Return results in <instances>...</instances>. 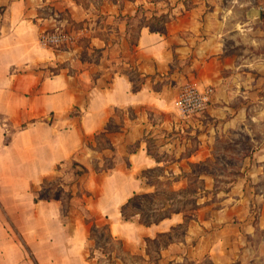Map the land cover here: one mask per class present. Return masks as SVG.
I'll list each match as a JSON object with an SVG mask.
<instances>
[{
  "label": "crops",
  "instance_id": "obj_1",
  "mask_svg": "<svg viewBox=\"0 0 264 264\" xmlns=\"http://www.w3.org/2000/svg\"><path fill=\"white\" fill-rule=\"evenodd\" d=\"M140 5L165 14L166 33L142 25L131 46ZM253 10H260L261 17L253 16ZM263 14L264 0H0V206L6 219L29 220L46 211L60 222V198L35 200L40 195L32 189H44V179L75 161L87 172L79 177L80 191H73L67 212L82 208L107 219L119 213L121 220L108 223L111 235L128 252L144 253L145 240L166 236L185 218L179 212L151 226L125 221L120 210L132 197L131 182L144 185L136 174L159 168L187 185L183 174L199 173L200 188L206 190L202 207L182 238L160 248L155 263L149 262L152 250L146 246V264H201L206 259L246 264L249 250L242 238L264 231V195L254 193L256 175L264 172ZM70 25L83 28L85 45L60 51L39 44L41 33ZM119 67L137 68L146 77L139 91H132ZM189 83L200 91L214 89L208 110L192 120L183 118L176 103L179 90ZM155 84L162 87L154 89ZM137 108L149 112L126 116L107 135L115 148L114 169L96 173L95 153L86 149V139L104 132L116 110ZM151 112L164 118L153 121ZM145 125L159 148V161L144 143ZM242 135L246 148L234 154L242 160L228 169L242 176L230 183L225 206L213 211L205 205L218 183L211 162L224 156L218 143ZM136 142V151L126 153ZM108 153L99 154L106 160ZM124 157L129 165L124 166ZM85 191L99 195L89 201ZM23 206L33 214L22 213ZM255 208L260 211L256 228ZM77 222L71 233L62 224V233L52 237L63 244L65 260L46 264H89L82 231L87 225ZM0 248L4 264H20L26 260L22 248L31 250L7 230L6 235L0 231Z\"/></svg>",
  "mask_w": 264,
  "mask_h": 264
},
{
  "label": "rangeland",
  "instance_id": "obj_2",
  "mask_svg": "<svg viewBox=\"0 0 264 264\" xmlns=\"http://www.w3.org/2000/svg\"><path fill=\"white\" fill-rule=\"evenodd\" d=\"M123 1V0H121ZM135 1V0H129ZM158 2L161 0H149V2ZM145 6V5H144ZM139 6L138 12L135 15V19L138 21L132 28L129 40L131 46L133 43L135 44L139 29L144 24H150L154 27L165 28L166 30V18H163V22L158 21L161 16H165V14L156 15L155 12H152L150 9L146 10V6ZM149 8V7H148ZM261 20L260 28L264 32V17ZM83 28H80L76 25H70L60 28H55L53 30L45 31L41 34H62L67 35L68 40L62 42L51 49L54 50H68L69 48H74L76 46L85 45L88 38L85 36L86 33L82 31ZM113 33V31L109 32ZM121 67L118 68L120 70ZM122 73L134 80V84L136 86H142L146 81V77H143L141 73L138 71L137 68L133 67H123L120 70ZM143 83V84H142ZM192 84H185L179 90V94L185 86ZM133 87V84H132ZM162 87V84H155V88ZM83 89V88H80ZM179 96V95H178ZM144 112L146 116V108H137L133 109L132 111L123 112L121 110H116L114 114V118L110 120V127L112 129H118L123 119L126 118L128 115H135L138 112ZM77 112L73 111L71 114L76 115ZM152 120L159 121L161 118H164L163 115L151 112ZM197 117L188 118L189 120L195 119ZM51 119V118H50ZM25 126L23 124L21 127ZM105 130V129H104ZM11 133V132H10ZM112 133L108 132V136ZM164 135V134H161ZM108 136L105 137L100 133L90 139H86V149L90 151H94L95 158L93 159L92 167L96 170V173H103L100 171L99 168L103 169L114 164V155L111 149H107L106 145H108L107 140ZM144 143L154 156L160 157L159 148L155 142L154 136L152 133L149 132L146 135V125L144 128ZM107 138V140H106ZM246 139L242 135V137H238L234 141H221L218 143L217 149L221 154L224 156H217L214 161L211 162V169L214 170L215 175L217 176L215 180L216 186L209 194L210 197L209 203L207 205H212V210H218L220 207H224L225 203L224 200L226 199V194H228L231 190L230 183L236 181L240 176L241 173L235 172H228V169L233 167L236 168L238 164H240L242 158L238 157L237 154L241 148H246ZM139 142H136L133 145H130L126 148V153H129L131 150L138 148ZM240 143V144H238ZM239 145V146H237ZM107 150L109 155L107 156L106 160H103L101 154L103 151ZM112 152V153H111ZM229 154L228 157L225 155ZM113 158H112V157ZM109 158V159H108ZM127 161V157H124V166L125 162ZM128 162V161H127ZM126 162V164H127ZM99 163V165H98ZM82 170V166L75 162L71 161L63 166L59 167L58 172H56L53 176L49 177L47 181L43 183L44 189L42 187L33 188L32 191L36 195H47L52 194L58 198H60L61 203V221L52 219L49 215V212L41 211L38 215H31V219L29 220H19L17 222H11L7 220L6 217L3 215V210L0 206V231L6 235V230L9 232L12 239L16 240L19 244L20 241H26L28 245L31 247L29 248V252L22 248L24 253L25 259L20 262V264H46L50 263V261H63L65 260V254L63 252L62 243L54 240L53 236H57L58 233H62V224L65 225V230L67 233H71L75 227V224L81 222H85L87 227L83 228L82 231L86 233L87 241L84 244V248L86 253L84 257L89 264H146V256L143 257L145 254L146 246L150 247L152 250L151 258L149 262L155 263L154 260L157 258V254L160 253V248L164 247L169 241H172L173 238H182L183 234L186 230V227L190 223L191 220H194L198 209L202 206L199 205L200 198L206 196L202 190H197L195 192V187L201 186V181L195 178L185 177L187 174H183V180L187 181V185L181 184L179 176H173L172 174H166L163 170H156L153 172H146L147 170H142L136 174L138 178L144 183L141 185L139 183L131 182L128 194L132 195L131 191L142 195L141 199L137 200L140 205L146 206L147 208H157L161 209L159 213H155L154 216H159L163 214H175V211H180L184 218L185 223L182 224L178 228H174L171 233L167 234L163 237H158L156 242H152L151 240H145L142 243V249L144 248V253H140L138 251H134L130 253L124 247V242L121 240H109L105 237V234L100 231L106 224L116 223V221L121 220L120 214L118 213L117 217L112 215L111 219H107L105 216L95 213H88L85 209L79 208L77 213H71L68 211V198L69 193L73 196V191L78 192L80 191L77 188L79 177L77 175V171ZM203 170V167H197L196 171L200 172ZM227 171V172H226ZM257 183L254 185V193L255 194H263L264 195V172L259 173L256 175ZM129 181L130 180H126ZM146 184L148 186H146ZM46 185V186H45ZM131 189V190H130ZM198 189V188H197ZM79 195H81L79 193ZM84 195L88 197L89 201L96 200L99 193L93 192L88 193L84 192ZM196 202L198 204H196ZM80 203V201H78ZM33 209H26L23 206L22 213H32ZM259 209H254V227L256 228L257 218L259 216ZM211 213V212H210ZM64 214V215H63ZM26 214L22 215V218ZM123 218V217H122ZM139 217H135L134 220H139ZM133 220V221H134ZM93 226H96L99 229L97 232H92ZM104 236V237H103ZM244 240L245 246L249 251L247 255H245L244 262L246 264H264V231H256L249 236L243 237L242 242ZM5 252L0 248V264H4L5 260ZM154 258V259H153ZM18 260V259H17ZM14 259L15 262H17ZM150 263V264H151ZM17 264V263H15ZM189 264V263H185ZM201 264H211L208 259L203 260Z\"/></svg>",
  "mask_w": 264,
  "mask_h": 264
},
{
  "label": "trees",
  "instance_id": "obj_3",
  "mask_svg": "<svg viewBox=\"0 0 264 264\" xmlns=\"http://www.w3.org/2000/svg\"><path fill=\"white\" fill-rule=\"evenodd\" d=\"M264 17V14L262 15V18ZM163 18H165V16H161V18L158 19V21L160 22H163ZM146 27H149V29L151 31H156V32H159V33H162V34H165L166 33V30L165 28H158V27H154L150 24H144ZM131 83L133 84V87H132V91L134 92H137L141 89V85L140 86H136L134 84V80L129 78ZM143 84V83H142ZM111 122H109L105 128V131L100 133L101 135H104L105 134V137H107V134L108 132L109 133H114L116 132L118 129H112L110 127V124ZM107 140V138H106ZM108 142V140H107ZM139 144V143H137ZM106 148L107 149H111L112 151L115 150V148L108 144L106 145ZM136 150H131L129 153H133L135 152ZM148 153L154 157L157 161L160 160V158H158L157 156H154L152 153H150L149 149H148ZM129 165V163L127 164ZM114 164L111 163V165H109L108 167L106 168H103L101 169V171H105V172H108L109 170H112L114 169ZM156 170H160L159 168H154V169H150V170H147L144 172V174H146V172H153V171H156ZM204 171V170H203ZM87 172V169H85L84 167H82V170L80 171H77V175L78 176H82L83 174H85ZM201 172V171H200ZM185 177H190V178H195V179H198L199 180V177H200V174L199 173H190V174H187ZM47 181V179H44V183ZM198 188V189H197ZM195 192L197 190H202L203 192H205L206 190L200 188V187H195ZM142 195H139L137 193H134V195L129 198V200L127 201L126 204H124L122 207H121V215L123 217V219L125 221H133L135 217H139L140 219L138 220V222L142 225H145V226H151L153 224H158L159 222H161L163 219H166V218H169L171 216V213L170 214H163V215H159V216H154L155 213H159L161 209H157V208H154V207H151V208H147L146 210V206H143V205H140L139 202H137V200L141 199ZM42 199H45V200H51V199H58V197L56 196H53L52 194H47V195H40V197H35V200H42ZM72 199V196H71V193H69V198H68V205L70 206V200ZM197 204V202H196ZM180 211H175V213H179ZM156 215V214H155ZM99 229L96 228V226H93L92 228V232H97ZM100 231L102 233L105 234V237L108 238L109 240H112L114 241V237L111 235L110 231H109V226L108 224H106L102 229H100ZM104 237V236H103ZM159 237H162L161 235ZM153 243L155 241H152Z\"/></svg>",
  "mask_w": 264,
  "mask_h": 264
},
{
  "label": "built area",
  "instance_id": "obj_4",
  "mask_svg": "<svg viewBox=\"0 0 264 264\" xmlns=\"http://www.w3.org/2000/svg\"><path fill=\"white\" fill-rule=\"evenodd\" d=\"M67 40V35L41 34L39 44L46 48H52ZM213 95L212 87L200 91L196 87L188 85L182 89L176 103L183 118L199 117L208 110Z\"/></svg>",
  "mask_w": 264,
  "mask_h": 264
},
{
  "label": "water",
  "instance_id": "obj_5",
  "mask_svg": "<svg viewBox=\"0 0 264 264\" xmlns=\"http://www.w3.org/2000/svg\"><path fill=\"white\" fill-rule=\"evenodd\" d=\"M253 16L260 18L261 17V11L260 10H253Z\"/></svg>",
  "mask_w": 264,
  "mask_h": 264
}]
</instances>
